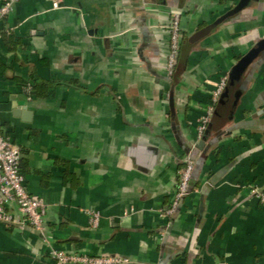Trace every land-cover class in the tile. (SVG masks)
<instances>
[{"label":"crops","instance_id":"crops-1","mask_svg":"<svg viewBox=\"0 0 264 264\" xmlns=\"http://www.w3.org/2000/svg\"><path fill=\"white\" fill-rule=\"evenodd\" d=\"M239 1L14 5L0 21V134L18 147L45 216L41 229L0 221V264H54V251L119 264H264V202L251 191H264V53L231 102L212 104L264 38V0L233 11ZM174 13L185 52L168 75ZM188 152L192 191L169 218L162 210Z\"/></svg>","mask_w":264,"mask_h":264},{"label":"built area","instance_id":"built-area-1","mask_svg":"<svg viewBox=\"0 0 264 264\" xmlns=\"http://www.w3.org/2000/svg\"><path fill=\"white\" fill-rule=\"evenodd\" d=\"M19 0H1L0 1V21L7 17L14 9V5ZM54 6L58 1H54ZM169 29V47L167 54L166 69L168 75L173 73L177 61L179 47L181 45L182 34L179 27V14L174 13L168 24ZM226 78L222 79L219 86L215 89L212 96L214 104L223 90ZM212 105L200 119L198 135L202 136L206 124L210 119ZM20 151L12 143L8 136L0 134V221L7 225L23 227L31 226L35 229H41L44 225L45 204L44 201L31 195L25 187L24 175L20 171ZM184 167L181 169L179 179L176 181L173 195L169 205L162 210V214L169 218L173 217L176 211L181 207L185 197L189 194L188 183L193 169V157L188 152L182 159ZM261 202H264V191H256ZM99 214L92 213L91 224L96 226ZM54 264H119L126 259L120 256L111 255H91L79 252L54 251L51 253ZM222 264H231L224 262Z\"/></svg>","mask_w":264,"mask_h":264},{"label":"water","instance_id":"water-1","mask_svg":"<svg viewBox=\"0 0 264 264\" xmlns=\"http://www.w3.org/2000/svg\"><path fill=\"white\" fill-rule=\"evenodd\" d=\"M251 0H240L239 3L236 5L235 9L233 11H236L238 9H241L250 2ZM221 16L219 17L213 24L210 26L199 30L196 32L190 40H195L201 37L202 35L206 34L211 26H214L221 22L223 18L225 17ZM264 53V38H261L256 41L255 45H253L248 51H246L239 59L238 61L232 66L230 71V78L231 79H240L243 72L247 69V67L252 63L253 60H255L260 54ZM203 145V141H200L197 144V147L201 148Z\"/></svg>","mask_w":264,"mask_h":264},{"label":"trees","instance_id":"trees-1","mask_svg":"<svg viewBox=\"0 0 264 264\" xmlns=\"http://www.w3.org/2000/svg\"><path fill=\"white\" fill-rule=\"evenodd\" d=\"M185 48L182 46V45H180V47H179V53H178V57H177V61H178V58H179V55H182L184 52H185V50H184ZM177 61H176V64H175V66H174V69H173V73L174 72H176V70H177ZM239 81V79H231L230 78V76H229V78L226 80V83H225V86H224V88H223V90L221 91V93H220V95H219V98H218V100L216 101V102H223V103H228V102H231V100H232V97H233V95H234V90H235V86H236V84H237V82ZM217 104V103H216ZM216 104L214 105V107H213V109L215 108V106H216ZM212 112H213V110H212ZM210 120V119H209ZM209 124V121H208V123L206 124V127H207V125ZM204 132H205V130H204ZM203 132V133H204ZM20 161H21V158H20ZM195 159H193V167H194V165H195ZM184 167V163H182V168ZM181 168V169H182ZM193 170V169H192ZM20 171H21V169H20ZM181 171V170H180ZM193 172V171H192ZM22 173V172H21ZM180 174V173H179ZM179 179V175H178V177H177V180ZM188 191H189V193L192 191V173H191V177H190V180H189V183H188Z\"/></svg>","mask_w":264,"mask_h":264}]
</instances>
